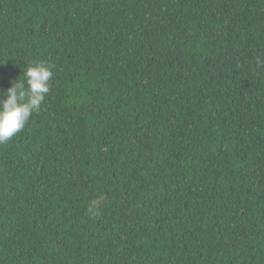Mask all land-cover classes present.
I'll use <instances>...</instances> for the list:
<instances>
[{"label":"trees","instance_id":"obj_1","mask_svg":"<svg viewBox=\"0 0 264 264\" xmlns=\"http://www.w3.org/2000/svg\"><path fill=\"white\" fill-rule=\"evenodd\" d=\"M37 61L0 264H264V0H0V92Z\"/></svg>","mask_w":264,"mask_h":264},{"label":"clouds","instance_id":"obj_2","mask_svg":"<svg viewBox=\"0 0 264 264\" xmlns=\"http://www.w3.org/2000/svg\"><path fill=\"white\" fill-rule=\"evenodd\" d=\"M53 67L43 61L29 63L22 69L23 78L14 79L0 92V144L11 140L39 111L50 91Z\"/></svg>","mask_w":264,"mask_h":264}]
</instances>
